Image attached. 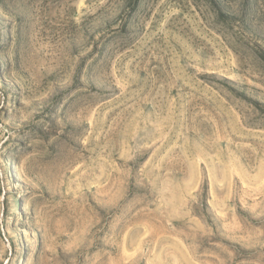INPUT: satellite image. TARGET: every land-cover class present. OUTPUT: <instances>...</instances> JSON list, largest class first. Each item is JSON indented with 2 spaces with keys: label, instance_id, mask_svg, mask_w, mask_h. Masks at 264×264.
Wrapping results in <instances>:
<instances>
[{
  "label": "rangeland",
  "instance_id": "1",
  "mask_svg": "<svg viewBox=\"0 0 264 264\" xmlns=\"http://www.w3.org/2000/svg\"><path fill=\"white\" fill-rule=\"evenodd\" d=\"M0 264H264V0H0Z\"/></svg>",
  "mask_w": 264,
  "mask_h": 264
},
{
  "label": "trees",
  "instance_id": "2",
  "mask_svg": "<svg viewBox=\"0 0 264 264\" xmlns=\"http://www.w3.org/2000/svg\"><path fill=\"white\" fill-rule=\"evenodd\" d=\"M139 0H136V3H138Z\"/></svg>",
  "mask_w": 264,
  "mask_h": 264
}]
</instances>
